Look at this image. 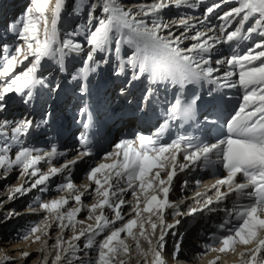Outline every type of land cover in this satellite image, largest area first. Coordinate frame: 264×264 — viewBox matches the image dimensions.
<instances>
[{
  "label": "snow or ice",
  "instance_id": "obj_1",
  "mask_svg": "<svg viewBox=\"0 0 264 264\" xmlns=\"http://www.w3.org/2000/svg\"><path fill=\"white\" fill-rule=\"evenodd\" d=\"M206 2L150 0L133 10L120 0H87L86 5L85 0H81L86 8L84 21L61 38L58 24L65 0H56L51 24L48 11L52 0H29L22 18L9 23L8 32L19 43L12 49L0 45V114L8 109L6 101L13 94L32 107L37 90H47L50 96L58 93L61 84L55 82L51 74L44 75L43 62L51 61L60 74L67 75L66 59L79 58L81 54L82 65L70 77L72 81L80 80L81 93H86L89 75L97 73L101 64L109 65L110 60L115 62L113 75L126 78L119 89L120 96H125L135 82L142 78L148 80L150 87L141 102V111L144 105L160 100L157 93L161 88L175 90L172 100L164 99L167 118L160 127L151 134L137 132L134 138L121 140L114 146L115 151L106 153L88 169L85 175L91 183L79 186L72 179L75 165L95 155L87 131L77 137L79 147L75 157L55 167L51 166V161L65 155L58 151L56 143L48 149L25 146L33 132L54 131L50 109L35 122L28 117L9 120L0 115V179L6 180L16 169L17 180L26 178L28 185H7L8 200H0V208L8 201L38 190L33 203L54 214L59 230L43 264H48L49 258L51 264H131L133 246L126 242L129 237L135 241V258H143L142 264H148L149 257L151 264H168L164 258L166 238L169 233L177 237L180 220L168 223L165 212L172 209L169 215L173 218L214 212V205L225 202L233 194V205L224 209L225 219L218 226L222 234L213 233L197 259L215 252L219 255L210 264H220L222 257L243 248L239 253L240 264H264V0H218L205 9L198 22H192L195 18L191 15L173 19L164 16L167 9L195 11ZM224 5L233 6L217 15L216 19L221 22L217 32V25L209 17ZM80 14L75 10V15ZM174 29L183 31L177 34ZM186 41L192 43L185 44ZM221 45H230L231 53L216 58L213 63L214 50L218 52ZM242 45L247 47L241 52ZM124 46L131 50L127 55L122 54ZM97 53H103L104 58L97 61ZM17 68L22 70L17 71ZM204 84L215 86L210 87L209 96L225 89L241 92V103L226 122L227 135L215 144H207L192 131H181L168 143H161L169 127L183 129L186 123L196 127V106ZM188 85L197 86V91L185 100ZM83 112L81 109V114ZM204 120L216 123L207 116ZM176 121L179 123H174ZM92 123L89 117L83 127L89 129ZM42 161L50 165L47 172L38 167ZM217 165L226 175L215 179L210 189L214 190L213 195L197 191L193 204L184 210L169 199L178 174L187 175L198 168L214 169ZM57 175H63L64 182L55 185L52 191L70 193L74 202L70 208L67 207L69 199L63 195L48 200L42 198L49 192L50 180ZM188 183L185 179L181 187L187 188ZM195 183L199 186L202 182L196 180ZM129 193L134 203L125 199ZM86 195L96 202L85 203ZM29 208L36 211L33 204ZM105 208L112 219L105 215ZM97 210L100 213L95 216V224L77 231L76 224L92 220ZM82 211L87 215L78 220ZM133 213L131 218H126ZM143 213L149 214L147 220L141 218ZM15 215H18L15 210H9L3 220ZM153 216L158 218V223L153 222ZM146 225H150V230ZM50 228L51 224L44 218L42 224L26 226L18 233V239H31L33 243L43 239L47 246L44 237H48ZM134 229L147 241V250L141 246ZM65 230L73 232L68 240L62 238ZM101 235L103 239L97 240ZM82 239L81 246L77 242ZM182 242V239L176 240L171 254L175 264H182ZM20 255L27 259L30 253L23 251ZM11 260L12 257L4 256L0 264Z\"/></svg>",
  "mask_w": 264,
  "mask_h": 264
},
{
  "label": "bare ground",
  "instance_id": "obj_2",
  "mask_svg": "<svg viewBox=\"0 0 264 264\" xmlns=\"http://www.w3.org/2000/svg\"><path fill=\"white\" fill-rule=\"evenodd\" d=\"M55 2H56V0H52V5L50 6L49 11H48L49 24H51V21H52L50 19V17L53 16L52 13H53V9L55 6ZM120 2L127 5V6H131L133 8V10H135L141 4H147L150 1H146V0H120ZM86 3H87V0H85V5H86ZM85 5H81V0H78L77 6L81 9L80 10L81 14L85 13L83 16L84 18L86 16ZM181 9H186V8H180L177 12L173 8L167 9V11L165 10L166 12H164V16L167 19H173V18L182 16L184 13L185 15H191L195 18L194 21H192V22H198L200 20L198 17H195L193 14L190 13L191 9L186 10V11L181 10ZM180 12H182V13H180ZM78 22H81V21L79 20ZM75 25L72 26L71 29H73L75 27ZM58 28L60 29L61 36H63L64 31L62 33L61 27H58ZM174 30L177 31V34H179L180 31H183V29H174ZM193 31H195V30H193ZM189 34L191 35V33H189ZM188 43H192V42L191 41L185 42V44H188ZM44 62L47 63V60H45ZM25 63H27V62H25ZM21 70H22V68H17V71H21ZM6 111L0 115H2L4 118H7L9 120H20L21 119V118L17 117L16 114H12V115L10 114V116H8ZM35 142H39V145H40V143H41L40 138H37L35 136H32V134H30L28 142L25 146L31 147V144H33ZM14 153H15V148H13V155H14ZM58 159H62V158H58ZM69 159H72V158H69ZM106 162H111V161H106ZM95 164L90 162V161H85L83 163H82V161H79L75 165L74 171L72 172L73 181L78 186L81 184H90L91 182L87 180L85 174L88 171V169L90 167L94 166ZM38 167H40L42 171L45 170L42 165H39ZM76 170H78V173L76 175H74V177H73V174L75 173ZM17 175H19V172L16 169H13V171L9 174V176L6 180L0 179V193H3V195H0V200H5V201L8 200V194H7V188H6L7 185L18 186V185L23 184L25 187L28 186L25 183L26 178L17 180V178H16ZM163 175L164 174L162 173V176ZM183 176L184 175L177 177L176 180L182 179ZM59 178L60 179H56L53 182L50 180L49 192L46 194H43L42 198L45 200H48L50 198H58L59 196L63 195L69 199L70 204L67 207L70 208L73 206V203H74L72 201V197H71L70 193H68L67 191H64V192L52 191V188H54L55 185L64 182L63 177L62 178L59 177ZM184 178L186 179L185 176H184ZM207 179L208 180L211 179V176L207 175ZM187 180L189 181L187 188L178 187V186H176V184H173V187L175 189L173 191L174 193L170 197L171 201L176 202V201H178V199H177L178 197H183V199L188 200V202H186L184 206H188L191 203V200H193V198H195V194L197 191L203 193L205 191V189L207 188V186H205L206 182H203L202 178H196L195 180L187 178ZM196 180H200L202 182L201 185L197 186V184L195 183ZM175 182H177V181H175ZM212 184H213V182H211L210 185L212 186ZM93 187H94V185H93ZM213 192H214V190L210 194H213ZM37 194H38V190H33V192L28 193V195H25L21 198L14 199L12 201H8L7 203H4L3 207L0 208V220H3L4 213L9 211V210H15V212L18 213V215L13 216L11 219L3 220V222L0 223V259H3L4 256L12 257V260L5 262V264H43L45 257L48 255V249L50 248V246L52 244L55 243L57 235L59 234V230L56 227V224L53 220L54 214L50 215L46 211H43V214H37V215H33V216L29 215V214H31V212H30L31 210L29 208V205H30L29 203L31 202L30 196L35 197V195H37ZM125 199L127 201H129L130 203H134V201L131 198L130 193L128 194V196L125 197ZM31 200H33V199H31ZM84 202L87 204H91V203H95L96 200L93 199L92 197H89L86 195L84 197ZM33 207L36 208V204H34ZM141 207H143V205H141ZM37 209L43 210L40 208H37ZM103 211H104L105 215L109 216L110 219L113 218L107 208L103 209ZM99 213H100V210H97V212L93 214L92 220L86 221L84 224H76V230L77 231L83 230L87 227L88 224L94 225L95 224V216L99 215ZM86 215H87V212L82 211L78 215L77 219L78 220L84 219L86 217ZM132 215H134V213L129 215V216H126V218H131ZM148 215H149L148 213H143L141 218L144 220H147ZM186 217L187 216H182V217H177L176 219H184ZM44 218H47L48 223L51 224V228L49 229L48 237H44V239H47V246L44 245L43 239L37 243H33L31 239L26 240V241L18 239V233H21L26 226L33 225V224H42ZM165 219L167 221L168 220L169 221L174 220V218L171 217L169 214L166 215ZM152 220H153V222H157V223L159 222L158 218L156 216H153ZM118 223H120V222H118ZM169 223H171V222H169ZM146 227H148L150 230V225H146ZM134 233L140 239L141 246L145 250H147L149 245H148L146 240L139 237V230L134 229ZM158 233H159V229L157 230V234ZM72 235H73V232L71 230H65L62 234V238L64 240H68L71 238ZM123 237H124V234H122V238ZM96 239L97 240L103 239V235L96 237ZM126 242L130 246H133L132 257L130 258L131 264H142L143 258H141V260H137L135 258L136 257V252L134 249L135 241L129 237V238H127ZM77 243H80L82 246L83 245V239ZM189 248H192V247L189 245ZM242 250H244V249H242ZM23 251H27L30 253V255L27 259H24L21 257L20 253ZM92 255L95 256L94 251H93ZM190 255L191 254H188V253H184L182 255V259L187 260L186 264H210V262L216 258V255H213L210 259H208L204 262H201L199 260L192 259ZM232 256H233V258H231ZM164 258L168 261V264H175V261L174 260L171 261V259L169 258V250L168 249L164 253ZM224 258H226V260H227V263H225V264H240L238 250L235 254H229L227 256H224ZM125 259H129V258L126 257ZM48 264H51L50 258L48 260ZM148 264H151V257L148 258ZM220 264H224V263H220Z\"/></svg>",
  "mask_w": 264,
  "mask_h": 264
},
{
  "label": "rangeland",
  "instance_id": "obj_3",
  "mask_svg": "<svg viewBox=\"0 0 264 264\" xmlns=\"http://www.w3.org/2000/svg\"><path fill=\"white\" fill-rule=\"evenodd\" d=\"M77 10L80 11L81 9L79 8V9H77ZM52 15H53V13H52ZM52 18H53V16L50 17L51 20H52ZM83 20H84V18H83ZM59 30H60V29H59ZM11 175H12V174H11ZM17 176H18V175H17ZM16 178H17V177H16Z\"/></svg>",
  "mask_w": 264,
  "mask_h": 264
}]
</instances>
